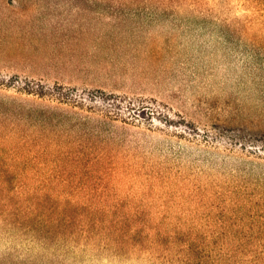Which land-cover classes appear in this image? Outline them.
<instances>
[{
    "label": "rangeland",
    "instance_id": "1",
    "mask_svg": "<svg viewBox=\"0 0 264 264\" xmlns=\"http://www.w3.org/2000/svg\"><path fill=\"white\" fill-rule=\"evenodd\" d=\"M0 264H264V0H0Z\"/></svg>",
    "mask_w": 264,
    "mask_h": 264
},
{
    "label": "trees",
    "instance_id": "2",
    "mask_svg": "<svg viewBox=\"0 0 264 264\" xmlns=\"http://www.w3.org/2000/svg\"><path fill=\"white\" fill-rule=\"evenodd\" d=\"M11 196L10 195H8V197H5V198H2V200H5V201H9L11 198H10ZM27 197V196H26ZM41 198H42V196H41ZM41 200V199H40ZM40 200H39V202H40ZM26 201H28V202H30L31 201V197L29 198V197H27V200ZM116 223H118L117 221H116ZM119 226H117L116 228H118ZM124 228L123 227H120L118 230H119V232L120 233H122L121 235L123 236V238H126L127 237V232H125V231H122ZM132 230H134L135 229V227H132L131 228Z\"/></svg>",
    "mask_w": 264,
    "mask_h": 264
}]
</instances>
